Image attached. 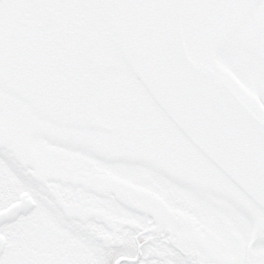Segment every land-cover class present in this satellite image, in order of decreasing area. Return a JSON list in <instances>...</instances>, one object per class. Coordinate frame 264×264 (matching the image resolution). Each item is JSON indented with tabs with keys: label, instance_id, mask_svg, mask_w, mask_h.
<instances>
[{
	"label": "snow or ice",
	"instance_id": "snow-or-ice-1",
	"mask_svg": "<svg viewBox=\"0 0 264 264\" xmlns=\"http://www.w3.org/2000/svg\"><path fill=\"white\" fill-rule=\"evenodd\" d=\"M0 264H264V0H0Z\"/></svg>",
	"mask_w": 264,
	"mask_h": 264
}]
</instances>
